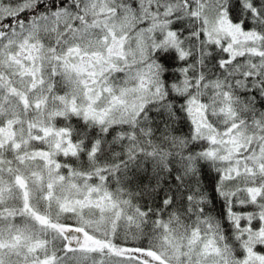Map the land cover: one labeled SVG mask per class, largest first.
I'll return each mask as SVG.
<instances>
[{
  "label": "snow or ice",
  "instance_id": "obj_1",
  "mask_svg": "<svg viewBox=\"0 0 264 264\" xmlns=\"http://www.w3.org/2000/svg\"><path fill=\"white\" fill-rule=\"evenodd\" d=\"M0 264H264V0H0Z\"/></svg>",
  "mask_w": 264,
  "mask_h": 264
}]
</instances>
